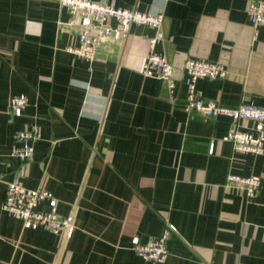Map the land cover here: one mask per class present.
<instances>
[{
    "label": "crops",
    "instance_id": "obj_1",
    "mask_svg": "<svg viewBox=\"0 0 264 264\" xmlns=\"http://www.w3.org/2000/svg\"><path fill=\"white\" fill-rule=\"evenodd\" d=\"M103 1L163 14L154 52L172 65L174 87L141 72L150 28L103 39L89 62L68 51L82 29L56 0H0V264H264V154L234 150L228 117L184 108L187 58L227 70L196 81L201 99L264 107V27L251 26L249 0ZM16 95L28 99L20 117L8 110ZM33 125L41 139L20 166L13 136ZM228 174L258 176L261 186L248 199ZM14 180L50 191L58 215L73 216L67 241L23 229L2 209ZM168 225L165 261L131 251L132 237L155 239Z\"/></svg>",
    "mask_w": 264,
    "mask_h": 264
},
{
    "label": "built area",
    "instance_id": "obj_2",
    "mask_svg": "<svg viewBox=\"0 0 264 264\" xmlns=\"http://www.w3.org/2000/svg\"><path fill=\"white\" fill-rule=\"evenodd\" d=\"M60 8L66 10L70 25L79 26L82 31L78 35V44L69 47L68 51L89 62L96 60L97 49L103 39L114 38L125 40L133 26H146L153 31V36L147 40L148 54L141 72L145 77L163 80L168 91L174 87L173 67L165 56L154 52L157 44L163 42L162 13L148 14L136 10L115 7L103 0H56ZM246 14L251 26L256 30L264 27V1L249 0ZM115 23L113 25L112 23ZM187 96L186 112H196L204 118L225 116L231 120L230 130L225 137L230 141L234 150L250 153L255 156L264 154V107L241 104L236 108H227L212 101L201 99L196 91L198 79H219L227 75V70L218 63L205 60L187 58L183 64ZM28 106L25 95L12 96L9 99L8 110L13 117L22 116ZM239 122H251L252 129L241 131ZM41 139L37 126L18 131L13 136V146L10 156L17 159L20 166L30 161L34 154V145ZM212 152L213 145L210 146ZM1 168V161H0ZM20 175V173H18ZM2 172L0 170V178ZM228 185H232L245 192L248 199L253 198L261 186L258 176L242 177L228 174ZM46 205V210H39V206ZM2 209L13 219L20 221L23 229H44L58 235L62 241H67L75 230L72 215L61 217L57 213V199L44 189H30L20 181L14 180L6 184ZM175 227L168 225L162 236L141 241L138 236L130 239V249L142 259L162 263L169 255L166 242ZM244 264V263H237Z\"/></svg>",
    "mask_w": 264,
    "mask_h": 264
}]
</instances>
